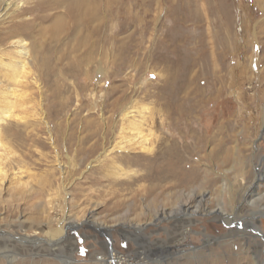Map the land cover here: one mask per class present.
Listing matches in <instances>:
<instances>
[{
    "label": "rangeland",
    "instance_id": "1",
    "mask_svg": "<svg viewBox=\"0 0 264 264\" xmlns=\"http://www.w3.org/2000/svg\"><path fill=\"white\" fill-rule=\"evenodd\" d=\"M80 1L11 0L35 58L0 89V264H264V0Z\"/></svg>",
    "mask_w": 264,
    "mask_h": 264
},
{
    "label": "bare ground",
    "instance_id": "2",
    "mask_svg": "<svg viewBox=\"0 0 264 264\" xmlns=\"http://www.w3.org/2000/svg\"><path fill=\"white\" fill-rule=\"evenodd\" d=\"M20 1H23V0H20ZM58 6L59 5H57V7ZM83 6L85 7V1L84 0L78 2L75 5L71 4L70 6H68L66 8L64 7L66 10V14L69 16L72 15L69 18V20L76 23L77 20L79 19V16L77 15V13L80 12L79 10H81V8H83ZM20 7H21L20 4L18 5L16 3H13V2H11V0H0V24L6 22L7 20H10V22L12 23V25H11V28H12L11 29L12 30L11 31V38L8 40L9 46L8 47L5 46V47L0 48V70H2L5 73V74H2L3 72H0V89H2L3 91L4 90L8 91V92L13 91L12 89L14 86L15 87L19 86V88H20V86H24L28 83V75L31 73V63H33L34 58H35V56H33L32 51L29 47L30 45H29L28 41H26L21 36L23 33V32H21V29L22 28L27 29L28 25L23 23V21H22L23 18H21L20 14L19 15L16 14L17 10H19ZM85 12H86V10H85ZM42 18L46 19L47 17H42ZM30 24H34V22L33 21L30 22ZM7 98L8 97L4 98V102L7 101ZM12 105L14 106V104H12ZM10 118H11V111H9L7 109H3L0 106V123L1 122L4 123L7 119H10ZM8 121H10V120H8ZM1 135H2V132H1ZM124 139H128V138H124ZM136 146H138V144L135 145V144H132V142H130L129 140H126V146H123L121 149L123 150L127 147L128 150H132V149H135ZM3 147H4V144L0 141V148H3ZM140 152H149L150 153V152H152V148H148L142 144V145H140ZM3 155H5V154H3ZM1 157L3 158L2 155H1ZM0 161H1V158H0ZM5 172L0 167V180L4 179ZM185 197H188V196H185ZM180 201L183 202L182 200H180ZM251 204H252V202H251ZM181 206H182L181 204L180 205L176 204L175 209H173L167 213L162 211L163 215H166L168 218H171V217L179 218L180 217L179 215L185 216V214L187 213L186 212L187 209H185V208L180 209ZM182 211H184V212H182ZM199 211H200V208L197 206L188 215H196L199 213ZM221 211H223V212H221ZM221 211L217 214V216H219V218H221V220L224 221L225 223H227V225L229 226L231 223H233V219L230 216L225 215L224 210H221ZM163 215H161V218H163ZM68 226L76 228L79 226V222L71 221V222H69L68 225H65V226H63V224H61L56 231L48 233L49 239L46 242L49 243V245L50 244H54L55 246L58 245V243L63 240L64 234H65V229ZM234 243L235 242H230V244L228 243L227 245L217 246L219 250H216L217 248L212 249L213 252H211L212 251L211 250L208 252V254L204 250L203 251L201 250L198 252H193V253L189 252L190 254L188 253L184 256V258H182L183 259L182 264H241L242 261H241V259H239L240 254L237 253V251L238 252L240 251V247H239V245H236V246H238L237 247L238 250L234 251V247H235V246L233 247ZM219 251H224V255L220 254ZM110 260L113 264H123L121 262L120 258H118L117 254L114 251H112L110 253ZM111 262L108 261V264H112Z\"/></svg>",
    "mask_w": 264,
    "mask_h": 264
},
{
    "label": "built area",
    "instance_id": "3",
    "mask_svg": "<svg viewBox=\"0 0 264 264\" xmlns=\"http://www.w3.org/2000/svg\"><path fill=\"white\" fill-rule=\"evenodd\" d=\"M120 256V255H119ZM120 257H122L121 259H122V261H123V256H120ZM124 260H126V259H124ZM124 262V261H123Z\"/></svg>",
    "mask_w": 264,
    "mask_h": 264
}]
</instances>
